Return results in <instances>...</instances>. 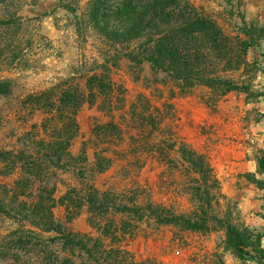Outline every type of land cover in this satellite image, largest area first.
Here are the masks:
<instances>
[{
    "label": "trees",
    "instance_id": "trees-1",
    "mask_svg": "<svg viewBox=\"0 0 264 264\" xmlns=\"http://www.w3.org/2000/svg\"><path fill=\"white\" fill-rule=\"evenodd\" d=\"M60 5L71 14L79 31L85 27L94 30L107 49L103 47L100 53L106 59L83 76H71L62 85L20 99L15 107L23 109L18 113L26 112L33 118L40 113V123L27 125L29 120L25 119L19 130L1 134L8 120L6 113L0 112V264H134L128 258L131 255L118 248L126 235L133 233V222L122 220L117 225V218L131 215L142 222L147 216L165 221L167 217L148 203L150 200H141L146 195L141 189L126 199L116 186L100 189L98 180L118 164L138 167L150 154L166 158L162 148L166 143L152 142L159 120L142 107L150 103L146 97L139 98L141 109L132 107L124 119L134 133H127L118 123L117 114L126 111L127 102L112 70L125 64L131 71L141 70L135 78L140 82L149 66L157 76L181 89L202 86L218 89L223 96L248 93L249 89L236 86L221 74L216 76V66L224 64L226 72L240 63L238 53L234 54L236 45L231 47L218 24L199 16L186 0H93L85 8L80 0H60ZM24 26V20L10 10L0 18V63L11 56L12 64L20 65L28 58L20 32ZM13 83L0 80V102L13 100ZM86 106L96 109L105 120L94 122L81 151L74 154V142L81 133L79 115ZM182 157L202 181L210 180L203 156L183 150ZM258 166L264 174V151ZM60 185L66 192L57 200ZM257 186L264 190V183L257 182ZM58 208L64 209L62 219L56 214ZM84 213L90 216L89 223L98 237L71 230ZM206 218L208 213L204 212L194 226L204 229ZM180 220L175 217L166 224ZM182 222L193 226L186 219ZM226 230L242 262H264V252L257 254L259 245L248 232L229 223ZM105 238L110 239V247ZM114 244L118 246L113 248Z\"/></svg>",
    "mask_w": 264,
    "mask_h": 264
},
{
    "label": "rangeland",
    "instance_id": "rangeland-1",
    "mask_svg": "<svg viewBox=\"0 0 264 264\" xmlns=\"http://www.w3.org/2000/svg\"><path fill=\"white\" fill-rule=\"evenodd\" d=\"M91 1L80 0V6L85 8ZM186 1L199 16L218 24L231 47L236 45L234 54L238 53L240 63L226 72L224 64L216 66V76L221 74L220 77L249 90L223 96L218 89L202 86L181 89L157 76L149 66L140 82L135 78L141 70L131 71L126 64L112 70L117 86L124 88L127 102L126 111L117 114L118 123L127 133H134L124 119H128L132 107L141 109L140 97L148 98L150 103L143 102L142 107H147L159 120L152 142L166 143V147L162 146L166 158L150 154L138 167L118 164L97 185L102 190L116 186L126 199L141 189L146 192L141 200H150L148 203L160 208L157 211L168 222L181 218L177 224H166L163 218L147 216L141 222L131 215H120L117 225L131 219L134 229L119 246L112 247L118 246L130 254L128 258L134 264H264L255 259L242 262L232 249L226 230L228 223L237 225L259 245L257 254L264 252V190L257 186V182L264 183L258 166L264 151V0ZM58 5L62 6L60 0H0V18L10 10L17 19L24 20L20 32L23 50L28 55L20 65L12 64L11 56L0 63V80H13L15 88L11 102H0V112L6 113L8 120L1 134L13 128L19 130L26 124L25 119L29 120L27 125L42 121L40 113L34 118L26 112L18 113L23 107L15 106L24 96L62 85L71 76H83L106 59L100 53L107 49L94 30L85 27L84 33L79 31L71 14ZM98 118L105 120L96 109H83L74 154H79ZM183 150L204 157L210 180L202 181L189 169L183 161ZM58 191L57 200L66 192L62 185ZM63 210H56L61 219L65 216ZM204 212L208 218L201 229L194 225L204 217ZM89 219L88 214H82L70 226L71 230L98 237ZM183 219L193 226L182 222ZM105 243L110 247V239Z\"/></svg>",
    "mask_w": 264,
    "mask_h": 264
}]
</instances>
